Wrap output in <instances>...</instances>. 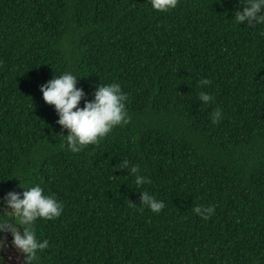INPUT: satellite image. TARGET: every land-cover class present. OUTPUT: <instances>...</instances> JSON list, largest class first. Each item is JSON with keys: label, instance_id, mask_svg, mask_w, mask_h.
<instances>
[{"label": "trees", "instance_id": "1", "mask_svg": "<svg viewBox=\"0 0 264 264\" xmlns=\"http://www.w3.org/2000/svg\"><path fill=\"white\" fill-rule=\"evenodd\" d=\"M240 7L0 0V195L22 191L23 171L63 204L35 221L48 247L25 264H264V24L235 23ZM64 71L87 99L99 83L126 94L128 122L79 152L52 135L67 130L39 87ZM124 160L151 182L137 187Z\"/></svg>", "mask_w": 264, "mask_h": 264}, {"label": "clouds", "instance_id": "2", "mask_svg": "<svg viewBox=\"0 0 264 264\" xmlns=\"http://www.w3.org/2000/svg\"><path fill=\"white\" fill-rule=\"evenodd\" d=\"M149 2L152 9L161 12L174 9L177 5V0ZM239 3L241 7L234 9L232 14L235 23L264 24V0H239ZM198 83L208 85L210 81L201 77ZM39 87L43 100L56 110V123L61 126V130H67L66 133L61 131L52 135L62 137L72 152H79L84 146L97 143L114 126L128 122L126 94L118 82L99 83L94 88L91 99L85 98V91L77 86V75L70 71L53 75ZM197 97L204 104L213 99L206 91H199ZM210 117L213 124L217 123L222 118L221 111L214 109ZM121 167L128 169L137 187L151 182L147 175L140 174L139 165H130L128 160H124ZM16 175L19 176V187L22 191L9 190L0 195V233L11 235L10 241L0 237V246L7 248L10 243L31 262L37 258L38 251L48 247L47 238H37L35 221L37 218L52 219L59 216L63 204L54 195L45 194L39 183L27 182L23 171ZM139 201L154 213H159L164 207L162 200L146 190L140 191ZM192 211L207 219L213 214L214 206L197 204Z\"/></svg>", "mask_w": 264, "mask_h": 264}, {"label": "water", "instance_id": "3", "mask_svg": "<svg viewBox=\"0 0 264 264\" xmlns=\"http://www.w3.org/2000/svg\"><path fill=\"white\" fill-rule=\"evenodd\" d=\"M15 190L17 191V186L9 185L6 191ZM5 191V192H6ZM0 237L10 241L11 235L10 233H0ZM0 254L2 257V262L0 264H25L26 259L24 258V254L13 247L10 243L7 248L0 246Z\"/></svg>", "mask_w": 264, "mask_h": 264}]
</instances>
